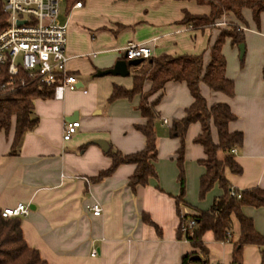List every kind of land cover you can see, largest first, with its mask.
<instances>
[{"label": "crops", "instance_id": "obj_1", "mask_svg": "<svg viewBox=\"0 0 264 264\" xmlns=\"http://www.w3.org/2000/svg\"><path fill=\"white\" fill-rule=\"evenodd\" d=\"M82 1L83 6L74 7L75 3L64 0L65 17L59 15L60 22L67 25L68 69L78 77L80 87L66 90L63 98L53 95L35 100L39 122L25 135L17 153L11 154L15 120L8 134L0 129V210L19 203L29 206L30 213L21 216L24 237L48 264H182L184 255L198 249L185 237L179 238L180 215L209 210L224 192L216 183L200 196L201 178L206 173L200 160L206 152L194 141L202 131L201 124L194 122L185 137L186 185L183 199L178 200L181 140L170 135V128L185 117L193 102L191 90L180 81H170L162 90L156 122L157 176L134 192L128 183L135 164H121L112 175L97 179L113 164L92 140H106L110 149L125 154L145 148L146 137L136 128L148 120L139 109L141 94L114 100L110 96L115 84L131 89L134 73L145 67L148 59L129 66L127 76L96 73L119 59L131 60L123 52L131 42L149 45L153 57L204 54L207 65L210 48L221 30L232 22L241 24L245 31L243 58L231 38L223 46L226 74L235 81V95L211 90L205 83H201V92L209 106L228 103L236 115L230 131L244 133L243 146L234 151L242 172L227 168V179L240 190L264 188V13L260 26L252 11L244 9L246 25L228 12L221 19L226 24L198 29L183 20L186 12L210 13V6L197 0ZM151 86L147 79L143 91ZM75 120L81 122L77 132L64 140L65 123ZM213 136L217 142L215 128ZM94 203L103 207L101 215L89 210ZM242 209L264 235V206L245 205ZM145 214L157 226L145 221ZM233 230L232 241H218L212 231L204 234L208 264H234L237 223ZM243 264H264L262 249L256 244L245 245Z\"/></svg>", "mask_w": 264, "mask_h": 264}, {"label": "trees", "instance_id": "obj_2", "mask_svg": "<svg viewBox=\"0 0 264 264\" xmlns=\"http://www.w3.org/2000/svg\"><path fill=\"white\" fill-rule=\"evenodd\" d=\"M78 0H66L73 4ZM200 4L210 6L209 14H191L186 12L184 22L192 24L194 28H206L216 25L228 12L235 14L239 22L247 24L243 15L244 9H250L253 20L260 26L261 16L264 13V0H197ZM8 14L3 9L0 1V32L7 26ZM227 38H231L233 45L245 43V31L239 23H230L223 28L214 45L210 48L211 58L205 65L204 54L195 55H162L151 57L147 61L152 68L143 73H134V86L127 89L114 85L110 100L117 98H132L141 94L139 109L147 122L138 124L137 130L146 137V146L137 152L125 154L120 150L110 149L107 154L112 158L108 169L101 171L97 179L112 175L121 164H135L136 169L129 178V186L136 192L139 186L149 184L152 177L157 176L155 161L157 160V132L156 122L159 119L157 105L162 98V90L170 81L186 82L193 102L187 108L182 119L174 121L170 128L172 137H179L181 145L178 150L177 164L179 167V180L181 194H185V137L192 123L201 124V133L195 142L201 144L205 150V157L200 163L205 166L206 173L201 178L200 196L204 197L216 183H219L224 192L214 200L209 210H201L198 214H181L179 238L185 237L198 249L196 252L183 256L182 264H208L209 249L204 243L203 236L207 231H212L218 241H232L235 223L238 224L239 237L234 242L233 263L243 264V248L248 244L258 245L264 255V235L256 230L253 219L243 212V206H264V188L254 187L240 190L233 187L226 177V169L241 173L242 167L235 158L236 148L243 146V131H230L229 124L236 119L232 107L225 102L214 103L209 106L201 92V83H205L211 90L221 91L229 97L235 95V81L227 77V59L223 53V46ZM244 61V60H242ZM243 63V62H242ZM152 82L149 91H143L146 80ZM53 84L41 83L31 79L25 71H20L16 76L11 75L7 68L0 71V129L9 133L13 120H15V135L12 143L11 154L17 153L25 135L33 131L38 122L39 115L35 113L34 102L37 98H47L54 95ZM154 100H150L153 95ZM213 128L217 130L218 141L213 136ZM224 153L223 157H219ZM234 192V193H233ZM240 195V196H239ZM2 210V209H1ZM0 210V264H48L42 258L39 250L30 246L24 237L21 217L5 218ZM145 221L157 226L148 215ZM195 224L185 233L183 226ZM162 233L160 227H157ZM199 254L200 260L192 259Z\"/></svg>", "mask_w": 264, "mask_h": 264}, {"label": "built area", "instance_id": "obj_3", "mask_svg": "<svg viewBox=\"0 0 264 264\" xmlns=\"http://www.w3.org/2000/svg\"><path fill=\"white\" fill-rule=\"evenodd\" d=\"M0 1L8 14L7 26L0 32V71L7 68L11 75L16 76L22 70L33 80H38L42 84H53L56 98H63L66 90L78 89L79 79L68 69L67 25L59 20L64 0ZM81 6L82 0L74 4V7ZM216 24L226 23L221 20ZM123 52L131 60L153 57L152 48L147 44L131 42ZM80 124V120L66 122L64 140L71 139ZM89 210L98 216L101 215L103 207L99 203H94ZM29 213L30 208L25 203L1 210L2 216L6 219L27 216ZM194 224L195 221L191 220L188 225L183 226V231L186 233ZM96 254L94 251L93 255Z\"/></svg>", "mask_w": 264, "mask_h": 264}, {"label": "water", "instance_id": "obj_4", "mask_svg": "<svg viewBox=\"0 0 264 264\" xmlns=\"http://www.w3.org/2000/svg\"><path fill=\"white\" fill-rule=\"evenodd\" d=\"M240 48V56L243 58L245 54V44L241 43L239 44ZM144 59H133V60H127L125 58L119 59L115 62V64L107 69L98 70L99 72L96 73L97 76H103V75H121V76H127L130 74L129 66H137L139 65ZM93 143H96L101 146V149H103L105 152H108L110 150V145L106 140L103 139H95L92 140ZM192 259L194 260H200L201 256L199 254H195L192 256Z\"/></svg>", "mask_w": 264, "mask_h": 264}, {"label": "rangeland", "instance_id": "obj_5", "mask_svg": "<svg viewBox=\"0 0 264 264\" xmlns=\"http://www.w3.org/2000/svg\"><path fill=\"white\" fill-rule=\"evenodd\" d=\"M65 7H66V2L62 3V9H61V16L65 17ZM243 60V59H242ZM244 62V61H243ZM145 67H142V69H140L139 71H141L142 73L144 71H146L148 68H152L153 65H150L149 62H147L146 65H144Z\"/></svg>", "mask_w": 264, "mask_h": 264}]
</instances>
